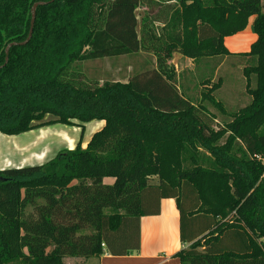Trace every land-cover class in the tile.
I'll return each instance as SVG.
<instances>
[{
	"label": "trees",
	"instance_id": "trees-1",
	"mask_svg": "<svg viewBox=\"0 0 264 264\" xmlns=\"http://www.w3.org/2000/svg\"><path fill=\"white\" fill-rule=\"evenodd\" d=\"M38 6L28 38L32 7ZM143 0H0V132L105 121L83 148L44 164L0 170V264H64L65 257L126 255L140 248V219L176 198L182 264H264V0H177L158 35L136 9ZM256 16L244 68L249 105L227 110L202 90L184 97L169 64L228 56L225 38ZM177 27L179 30L177 31ZM157 67L128 82L80 84L76 63L140 51ZM253 77L256 85H252ZM209 102L229 119L213 125ZM130 232L137 234L128 243Z\"/></svg>",
	"mask_w": 264,
	"mask_h": 264
},
{
	"label": "crops",
	"instance_id": "crops-1",
	"mask_svg": "<svg viewBox=\"0 0 264 264\" xmlns=\"http://www.w3.org/2000/svg\"><path fill=\"white\" fill-rule=\"evenodd\" d=\"M179 8L180 4L177 0H143L142 4L136 9L139 21L138 32L141 33L142 20L143 17H146L150 24L149 27H153L158 35L163 32L168 24L165 32L169 34L170 31L175 30L172 27L174 23L171 24V18ZM255 18L256 16L250 18L245 30L225 38V46L230 52L234 53L232 55L208 57L195 61L178 51L173 54L169 64L175 69L176 84L184 97L190 99L193 103L196 95L202 98L203 83L207 81L211 85L210 77L200 81L209 68V66H206L208 63L213 64L218 59L220 60L219 65H222L231 56L239 57L240 53L251 50L252 45L258 39V35L254 30ZM124 56L136 57L140 60H137L138 62L135 64L127 65L126 77L119 81L128 82L136 75L152 72L157 67V57L153 52L142 50L136 54L118 57L122 58ZM104 124L105 121L103 120H93L86 123L82 139L81 127L69 125L74 129V131H71L59 127V124L40 127L18 135H8L0 132V170L44 164L55 158L60 151L74 149L80 140L83 148H85L93 134L100 130ZM76 130H78L77 136ZM68 144L71 147H67ZM15 154L19 156V159L14 158ZM180 229L181 214L177 199L163 198L160 202L159 213L144 215L140 219L141 241L139 249L126 255H113L104 249V253L98 257H65L63 262L64 264H182L176 254L182 249L190 247L192 242L182 241Z\"/></svg>",
	"mask_w": 264,
	"mask_h": 264
},
{
	"label": "rangeland",
	"instance_id": "rangeland-1",
	"mask_svg": "<svg viewBox=\"0 0 264 264\" xmlns=\"http://www.w3.org/2000/svg\"><path fill=\"white\" fill-rule=\"evenodd\" d=\"M137 60L140 59L130 56H124L122 58H105L94 61L89 60L82 63H76L73 67V71L74 73H77L75 77L78 76V73L80 74L77 77L80 84H90L97 81L98 83L103 84L106 81L123 80L126 77L127 65L135 64L138 62ZM219 61L220 60L216 59L213 64L208 63V65H206L209 66V68L207 72H205L204 76L202 78L200 77V81L206 77L211 78V85L217 84L219 80L221 81L222 84L220 88L216 90L215 96L218 100L222 101L228 111L237 110L249 105L252 101V97L247 90V78L244 72L245 66L250 64L248 58L231 56L225 60L222 65H219ZM253 79L252 85L255 86L256 79L255 77H253ZM200 100L201 98L199 95L194 97V103L196 105L199 104ZM205 103L212 115H214V126L216 125V127H218V125L224 124L227 120H229L226 115L222 114V112L214 105L208 101ZM59 127H64L74 131L73 127H69V125L66 124H59ZM88 132L90 133L89 129ZM77 133L78 130H76V136ZM67 147L71 146L68 144ZM14 158L19 159V156L15 154ZM135 239H137V234L130 232L126 240L128 243H133L135 242Z\"/></svg>",
	"mask_w": 264,
	"mask_h": 264
},
{
	"label": "water",
	"instance_id": "water-1",
	"mask_svg": "<svg viewBox=\"0 0 264 264\" xmlns=\"http://www.w3.org/2000/svg\"><path fill=\"white\" fill-rule=\"evenodd\" d=\"M53 1H54V0H52V2H53ZM48 3H49V2L39 1V2H36V3L33 5L32 10H31V12H32L31 28H30V32H29L28 38H27L25 41H22V42H12V43H10V44L7 46V48H6L7 57H6V62H5V64H6V63L8 62V60H9V56H8V54H9L10 48H11L12 46H14V45H26V44L31 40V38H32V36H33L34 25H35L36 16H37V14H36V10H37L38 6L46 5V4H48ZM1 67H2V66H0V68H1Z\"/></svg>",
	"mask_w": 264,
	"mask_h": 264
}]
</instances>
